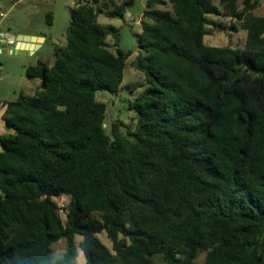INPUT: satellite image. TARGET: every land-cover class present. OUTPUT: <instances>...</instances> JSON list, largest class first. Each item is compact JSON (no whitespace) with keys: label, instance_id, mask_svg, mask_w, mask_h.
<instances>
[{"label":"trees","instance_id":"trees-1","mask_svg":"<svg viewBox=\"0 0 264 264\" xmlns=\"http://www.w3.org/2000/svg\"><path fill=\"white\" fill-rule=\"evenodd\" d=\"M238 1H146L125 133L96 93L118 94L132 52L97 17L134 0L74 4L53 63L25 68L33 95L2 102L0 264H264V16ZM219 16L241 47L204 43Z\"/></svg>","mask_w":264,"mask_h":264},{"label":"rangeland","instance_id":"rangeland-1","mask_svg":"<svg viewBox=\"0 0 264 264\" xmlns=\"http://www.w3.org/2000/svg\"><path fill=\"white\" fill-rule=\"evenodd\" d=\"M78 0H0V33L4 38L7 36H30L44 38L39 48L32 53L23 50L12 52L14 46L9 43V38L4 40L0 46V101L14 100L20 92L26 96L33 95L34 89L39 85V79L25 76V68L37 64L42 60L51 65L54 60V46L65 45V32L69 24L70 10ZM109 1V0H105ZM117 4L124 0H113ZM147 0H134L133 4L126 8L122 18L109 17L105 12L99 14L97 22L103 25L110 24L119 30L118 47L124 52L131 51L130 57L126 60L121 89L117 95L107 91H98L96 98L107 104L106 123L110 124L115 120L123 123L122 133H125V126L135 125V115L126 109L125 100L133 98L142 91L145 86L144 76L141 72L131 66V62L139 53L137 48V37L141 30L140 23L143 20V10ZM218 5V0H213ZM241 5V0L238 1ZM169 8V6H166ZM254 14L264 16V0H260L259 6L253 11ZM50 16V17H49ZM219 24L211 29L212 33L203 39L206 45L210 46H231L241 47L245 31L238 29L233 32L230 29V19L219 16L213 17ZM109 50L114 51L112 38L107 39ZM134 86H138L134 89ZM59 207L67 204V198L62 196L56 199ZM64 217V213L60 212ZM98 238L107 247L110 241L104 233L98 234ZM80 237H76V242ZM65 239H60L52 244L54 259L61 258L65 249ZM204 255H200L195 264H201ZM75 264H84L82 252L78 253Z\"/></svg>","mask_w":264,"mask_h":264},{"label":"water","instance_id":"water-1","mask_svg":"<svg viewBox=\"0 0 264 264\" xmlns=\"http://www.w3.org/2000/svg\"><path fill=\"white\" fill-rule=\"evenodd\" d=\"M7 38H9V43H12L14 46L12 52L24 50L28 53H32L36 48H38V42L42 40V38L30 36H7Z\"/></svg>","mask_w":264,"mask_h":264},{"label":"crops","instance_id":"crops-1","mask_svg":"<svg viewBox=\"0 0 264 264\" xmlns=\"http://www.w3.org/2000/svg\"><path fill=\"white\" fill-rule=\"evenodd\" d=\"M2 36H4V34H3V33H0V46H1L2 44H4V40L7 39V38H4V37H2ZM37 38H39V37H37ZM43 41H44V38H42V40H40V41L38 42V44H39L38 48L40 47V44H41ZM8 42H9V41H8ZM23 51H24V50H23ZM2 102H3V101H0V135L9 132V130L4 126V123H3V121H2V115H3L4 111H5V106L3 105Z\"/></svg>","mask_w":264,"mask_h":264},{"label":"built area","instance_id":"built-area-1","mask_svg":"<svg viewBox=\"0 0 264 264\" xmlns=\"http://www.w3.org/2000/svg\"><path fill=\"white\" fill-rule=\"evenodd\" d=\"M60 212H62V211H60Z\"/></svg>","mask_w":264,"mask_h":264}]
</instances>
